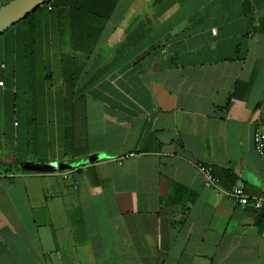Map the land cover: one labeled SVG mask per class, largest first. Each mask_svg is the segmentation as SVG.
<instances>
[{
	"label": "crops",
	"instance_id": "obj_1",
	"mask_svg": "<svg viewBox=\"0 0 264 264\" xmlns=\"http://www.w3.org/2000/svg\"><path fill=\"white\" fill-rule=\"evenodd\" d=\"M0 82V264H264V0H50Z\"/></svg>",
	"mask_w": 264,
	"mask_h": 264
},
{
	"label": "built area",
	"instance_id": "obj_2",
	"mask_svg": "<svg viewBox=\"0 0 264 264\" xmlns=\"http://www.w3.org/2000/svg\"><path fill=\"white\" fill-rule=\"evenodd\" d=\"M0 86H2V82H0ZM253 143H254V151L257 155L261 156L264 154V125L259 124L255 129L253 134ZM133 153H128L123 157L132 156ZM80 167H73L72 169H78ZM197 170L203 177L204 185L208 188L215 189L218 185L219 180L213 175L212 168L208 165L198 163L196 165ZM68 169L65 173L62 174L63 178L69 177ZM228 195L232 198L235 203L243 208L248 204V197L244 194V191L241 187H234L229 192ZM264 203L261 199H255L253 201V207L256 210H259L263 207Z\"/></svg>",
	"mask_w": 264,
	"mask_h": 264
},
{
	"label": "water",
	"instance_id": "obj_3",
	"mask_svg": "<svg viewBox=\"0 0 264 264\" xmlns=\"http://www.w3.org/2000/svg\"><path fill=\"white\" fill-rule=\"evenodd\" d=\"M50 0H10L0 6V34Z\"/></svg>",
	"mask_w": 264,
	"mask_h": 264
},
{
	"label": "trees",
	"instance_id": "obj_4",
	"mask_svg": "<svg viewBox=\"0 0 264 264\" xmlns=\"http://www.w3.org/2000/svg\"><path fill=\"white\" fill-rule=\"evenodd\" d=\"M47 3H48V2H46V3H44V4H47ZM44 4H43V5H44ZM41 6H42V5H41ZM38 8H39V7H38ZM38 8H37V9H38Z\"/></svg>",
	"mask_w": 264,
	"mask_h": 264
}]
</instances>
